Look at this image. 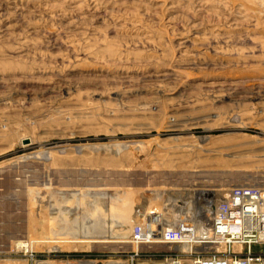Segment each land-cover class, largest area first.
Segmentation results:
<instances>
[{"label":"rangeland","instance_id":"374dc122","mask_svg":"<svg viewBox=\"0 0 264 264\" xmlns=\"http://www.w3.org/2000/svg\"><path fill=\"white\" fill-rule=\"evenodd\" d=\"M244 185L264 0H0V264H192L163 231Z\"/></svg>","mask_w":264,"mask_h":264},{"label":"built area","instance_id":"2783aa9c","mask_svg":"<svg viewBox=\"0 0 264 264\" xmlns=\"http://www.w3.org/2000/svg\"><path fill=\"white\" fill-rule=\"evenodd\" d=\"M216 209L208 238L197 236L194 225L185 222L166 228L161 241L192 243L191 250L185 252L192 264H262L264 253L256 250H264V187H232ZM181 260L174 264H182Z\"/></svg>","mask_w":264,"mask_h":264},{"label":"bare ground","instance_id":"6f19581e","mask_svg":"<svg viewBox=\"0 0 264 264\" xmlns=\"http://www.w3.org/2000/svg\"><path fill=\"white\" fill-rule=\"evenodd\" d=\"M251 186H252V185H251ZM220 187H224V185L221 184ZM256 187H257V186H256ZM227 192H228V191H225V193H227ZM216 210H217V209H216ZM215 213H216V212H215ZM213 215H214V214H213ZM206 232L211 234V230H205V229H204V230H201V231H199V232L197 231L196 233H198L197 236L205 237V236H206ZM196 233H195V234H196ZM210 234H209V236H210ZM20 245L22 246V244H20ZM191 245H192V243L189 242V243H188V249H189V251H190L191 248H192ZM192 246H193V245H192ZM19 247H20V246H19ZM193 248H195V247H193ZM191 262H192V259H191ZM262 264H264V263H262Z\"/></svg>","mask_w":264,"mask_h":264},{"label":"water","instance_id":"95a60500","mask_svg":"<svg viewBox=\"0 0 264 264\" xmlns=\"http://www.w3.org/2000/svg\"><path fill=\"white\" fill-rule=\"evenodd\" d=\"M13 166H15V164L14 165H12L11 167H13ZM8 167H10V166H8ZM8 167H6V168H8ZM232 173V172H231ZM235 174V173H234Z\"/></svg>","mask_w":264,"mask_h":264},{"label":"crops","instance_id":"0c3cea01","mask_svg":"<svg viewBox=\"0 0 264 264\" xmlns=\"http://www.w3.org/2000/svg\"><path fill=\"white\" fill-rule=\"evenodd\" d=\"M218 204H219V203H218ZM218 204H217V205H218ZM217 205H216V207H217ZM215 212H216V209H214V213H215Z\"/></svg>","mask_w":264,"mask_h":264}]
</instances>
